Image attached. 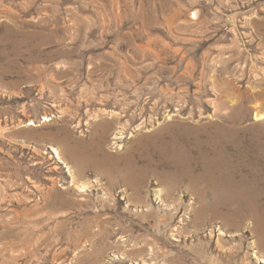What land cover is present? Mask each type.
<instances>
[{
  "label": "rangeland",
  "instance_id": "rangeland-1",
  "mask_svg": "<svg viewBox=\"0 0 264 264\" xmlns=\"http://www.w3.org/2000/svg\"><path fill=\"white\" fill-rule=\"evenodd\" d=\"M258 111L264 0H0V264H264Z\"/></svg>",
  "mask_w": 264,
  "mask_h": 264
},
{
  "label": "bare ground",
  "instance_id": "bare-ground-1",
  "mask_svg": "<svg viewBox=\"0 0 264 264\" xmlns=\"http://www.w3.org/2000/svg\"><path fill=\"white\" fill-rule=\"evenodd\" d=\"M255 120H258V121H261V120H264V111H258V112H256L255 113ZM57 153H58V155L60 156V154H59V151H57ZM90 185H91V183H90ZM89 185H83L82 184V187L81 188H86V187H88ZM82 189V190H83Z\"/></svg>",
  "mask_w": 264,
  "mask_h": 264
}]
</instances>
